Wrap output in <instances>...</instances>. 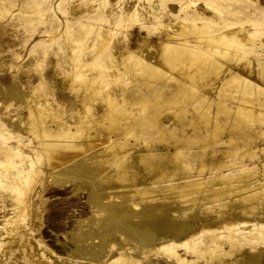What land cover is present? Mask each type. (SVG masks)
<instances>
[{"label":"bare ground","instance_id":"1","mask_svg":"<svg viewBox=\"0 0 264 264\" xmlns=\"http://www.w3.org/2000/svg\"><path fill=\"white\" fill-rule=\"evenodd\" d=\"M44 1L30 0L36 7ZM155 1L158 44L143 39L132 49L122 40L105 59L112 71L98 70L104 79L96 71L54 72L53 82L62 74L77 102L74 111L61 110L65 103L52 97L56 88L43 74L30 89L35 99L24 104L20 125L36 138L44 164L54 175L70 173L65 181L87 193L91 207L72 233L80 260H57L162 264L163 255L166 264H264V2ZM113 29H102L101 45ZM111 82L124 86L108 92ZM6 91L28 90L14 77ZM97 99L102 108L93 111ZM2 156L0 165L10 168ZM33 162L7 177L17 192L8 217L13 230L33 185L20 175ZM201 234L210 245L193 251ZM22 256L19 264L52 262L28 245Z\"/></svg>","mask_w":264,"mask_h":264},{"label":"rangeland","instance_id":"2","mask_svg":"<svg viewBox=\"0 0 264 264\" xmlns=\"http://www.w3.org/2000/svg\"><path fill=\"white\" fill-rule=\"evenodd\" d=\"M169 1L175 3L173 0ZM261 1L264 2V0ZM76 2L80 6H75L73 11L72 5ZM31 3L33 2L30 0H11V2L0 0V164L4 153L10 160L8 164L10 168L0 165V242L2 241L0 264H19L27 245L35 249L38 255L52 261L51 264H58L61 257L74 261L80 260L79 254L74 251L76 245L72 240V233L77 229V219L91 213V207L87 201L88 194L83 191L75 192V182L65 181L72 177L70 173H61L63 176L51 173L49 163L44 164L47 161L44 162L38 154L36 138L34 137V142L33 135L20 125L19 119L22 118V113L28 111L24 104L35 99L34 93H30L34 83H37L43 74L50 79V88H56L53 89L52 97L60 103H65L62 108L60 106L61 110L66 113L74 111L77 102L69 89L63 87V75H58L57 79H54L55 83L52 80L57 69L66 71L76 69L74 72L78 71L77 77H82L83 73L87 76L96 72L100 76L101 73L98 70L112 71V65L107 64L105 59L110 58L109 55L114 51V47L119 48L130 40L129 47L135 49L138 41L143 39L149 41L150 45H156L159 41L158 33L163 35L162 19L159 20L156 17V13H160L161 5L155 0H45L40 7L33 6L34 3ZM75 13L80 14L77 16ZM50 21L52 24L49 23ZM80 22L82 23L79 24ZM112 25L115 33L107 41H103L105 46L103 43L102 46L99 43L102 39V29ZM115 30L120 32L117 33ZM14 77L24 79V85L28 90L25 96H20L21 92L19 94L6 91ZM101 78L105 77L101 75ZM56 85L62 87V90L57 91ZM119 85L120 82L119 84L108 83L106 91L109 88L108 92H116L124 86L122 83V86ZM100 101L99 99L93 101V107H91L93 111L102 108ZM163 121L166 122L167 117H164ZM260 155L264 156V153ZM32 160L35 162L31 166L32 170L20 175L27 177L25 181H33L27 194L28 205L24 215L19 217L23 219H18L20 221L17 223L18 229L16 227V230H13L9 225L8 217L9 211H12L15 205L11 197L17 192L7 185L10 179L7 177L14 178L19 168L29 166ZM11 162H17L20 166L15 167L11 165ZM7 168H9L8 172L5 171L8 170ZM238 226L242 231L241 225ZM246 234H249L248 230ZM201 235L200 239L198 236L197 239L193 238L198 242L197 245L196 242L195 245L190 243L194 247L193 251L196 248L201 251L210 245L209 238L205 234ZM222 239L220 242L227 241ZM223 242V247L229 248V245ZM179 246L177 250L184 253L185 248L182 246L179 248ZM149 255L157 260L156 256ZM162 256L158 259L162 264H166ZM98 262L101 264L102 261Z\"/></svg>","mask_w":264,"mask_h":264}]
</instances>
